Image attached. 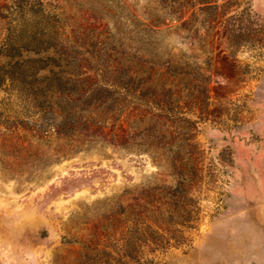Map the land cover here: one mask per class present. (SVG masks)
I'll list each match as a JSON object with an SVG mask.
<instances>
[{
  "label": "rangeland",
  "instance_id": "1",
  "mask_svg": "<svg viewBox=\"0 0 264 264\" xmlns=\"http://www.w3.org/2000/svg\"><path fill=\"white\" fill-rule=\"evenodd\" d=\"M0 264H264V0H0Z\"/></svg>",
  "mask_w": 264,
  "mask_h": 264
},
{
  "label": "trees",
  "instance_id": "2",
  "mask_svg": "<svg viewBox=\"0 0 264 264\" xmlns=\"http://www.w3.org/2000/svg\"><path fill=\"white\" fill-rule=\"evenodd\" d=\"M47 51V49H45ZM35 54H38V52H36ZM62 55L59 54L58 52H54L53 57H61Z\"/></svg>",
  "mask_w": 264,
  "mask_h": 264
}]
</instances>
